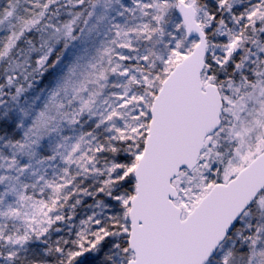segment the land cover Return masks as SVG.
<instances>
[{
    "label": "snow or ice",
    "instance_id": "6c2138e0",
    "mask_svg": "<svg viewBox=\"0 0 264 264\" xmlns=\"http://www.w3.org/2000/svg\"><path fill=\"white\" fill-rule=\"evenodd\" d=\"M0 264H264V0H0Z\"/></svg>",
    "mask_w": 264,
    "mask_h": 264
}]
</instances>
